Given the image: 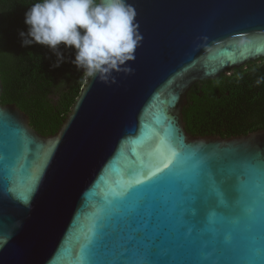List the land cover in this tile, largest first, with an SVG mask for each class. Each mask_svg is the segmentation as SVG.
<instances>
[{
    "label": "water",
    "instance_id": "water-1",
    "mask_svg": "<svg viewBox=\"0 0 264 264\" xmlns=\"http://www.w3.org/2000/svg\"><path fill=\"white\" fill-rule=\"evenodd\" d=\"M127 2L143 35L134 74L88 77L54 135L2 103L0 77V264H84L85 246L99 264H193L203 251L247 264L264 246L248 211L264 129L192 135L183 115L195 82L264 58V0ZM166 164L169 179L133 187Z\"/></svg>",
    "mask_w": 264,
    "mask_h": 264
},
{
    "label": "trees",
    "instance_id": "trees-1",
    "mask_svg": "<svg viewBox=\"0 0 264 264\" xmlns=\"http://www.w3.org/2000/svg\"><path fill=\"white\" fill-rule=\"evenodd\" d=\"M36 2L0 0L1 101L17 104L35 130L51 136L60 129L88 77L70 62L52 68L56 56L47 46H22L19 32L28 30L25 13ZM60 50L75 59V49L61 45ZM257 80L262 82L257 85ZM183 115L192 135L231 137L264 129V58L195 82Z\"/></svg>",
    "mask_w": 264,
    "mask_h": 264
},
{
    "label": "clouds",
    "instance_id": "clouds-1",
    "mask_svg": "<svg viewBox=\"0 0 264 264\" xmlns=\"http://www.w3.org/2000/svg\"><path fill=\"white\" fill-rule=\"evenodd\" d=\"M137 12L127 0H38L25 13L22 46H47L56 56L52 68L70 62L89 78L116 83L113 73L134 74L128 62L143 41ZM75 49L66 58L60 46ZM262 81L257 80L259 85Z\"/></svg>",
    "mask_w": 264,
    "mask_h": 264
},
{
    "label": "snow or ice",
    "instance_id": "snow-or-ice-1",
    "mask_svg": "<svg viewBox=\"0 0 264 264\" xmlns=\"http://www.w3.org/2000/svg\"><path fill=\"white\" fill-rule=\"evenodd\" d=\"M173 155H177L175 152ZM165 168L168 171H163L157 169L156 172L151 173V175L146 180L137 181L133 186L134 188H139L141 186H151L154 184L161 183L169 179L175 173V166L165 165ZM261 179L258 184L250 186L249 189V219L253 222L257 220L260 223L261 230L264 231V161L261 162L259 166ZM162 173V174H161ZM216 196L221 203H224V193L216 190ZM26 199V197H21ZM153 254H145L143 259L136 258V255L133 254V258L127 261V264H163V261L160 259L150 258ZM78 261L84 262V264H99L96 260L93 250L89 246H85L82 249L80 256L77 258ZM104 264H111V262H104ZM116 264H121V261L116 262ZM122 264H125L123 261ZM168 264L172 262L168 261ZM193 264H221L219 257L214 252L203 251L200 258L193 262ZM247 264H264V246L259 249H253L248 257Z\"/></svg>",
    "mask_w": 264,
    "mask_h": 264
}]
</instances>
